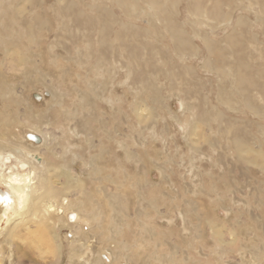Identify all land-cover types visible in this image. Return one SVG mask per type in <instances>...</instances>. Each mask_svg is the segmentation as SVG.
I'll return each mask as SVG.
<instances>
[{
	"label": "bare ground",
	"instance_id": "6f19581e",
	"mask_svg": "<svg viewBox=\"0 0 264 264\" xmlns=\"http://www.w3.org/2000/svg\"><path fill=\"white\" fill-rule=\"evenodd\" d=\"M43 3V0H0V69L12 72L13 67L22 68L21 77L26 86L31 88L33 82H38L48 74H56L58 80L79 78L78 74L74 76L67 65L82 69L88 64L90 68L85 75L98 78L101 87L96 96L103 102V81L111 77L108 70H103V65H109L113 61L125 70L124 78L131 82L137 92L132 99L137 100L138 94L144 93L152 107L160 108L165 104L159 87L153 85V80L158 78L168 85V92L173 95L176 91L180 95V98H175L182 107V114L187 113L188 117L184 121L173 116L170 119L180 126L189 150L196 151L195 147L200 142L209 144L212 150L216 147L215 143L212 144L208 139L206 142L198 134L199 127H210L212 124L220 140L226 143L227 150L234 155L237 164H250L264 171L263 154L255 152L251 147L253 139L249 129L252 130L253 127L248 121L242 123V120L225 118L217 108L214 109L207 102L201 92L206 83L201 84L196 67L191 64L199 60V51L204 50L205 58L200 69L214 74L217 78L215 101L231 112L242 109L264 120V0H56L57 5L50 8L54 12L51 17L46 15ZM56 17L63 20L62 29H59L57 22L55 28H52L53 18ZM254 29L259 32L250 34ZM49 32L54 33L52 40L43 48L39 42L46 39ZM217 32L224 33L219 41L214 39ZM256 34L262 37L261 42L256 40ZM57 49L63 55L52 53ZM43 51L50 62H53V58H61V61L57 58L52 63L53 66L66 67L58 68L56 73L36 69L37 64L44 65ZM120 59L125 63L121 64ZM4 60L12 63L4 65ZM93 60H96L94 64L91 63ZM3 72L0 71V98L9 104L8 108H12L8 112L4 109L0 115V123H3L6 133L0 136V255L7 253L5 249L8 248L16 257L17 250L12 240L15 230L20 226L32 235V240L37 244L35 248L39 249L35 250L39 257L52 255L55 260L51 264H57L56 261L60 260L64 252H61L60 240L57 241L56 228L64 220L63 227L69 228L71 233L69 239H64L67 241L66 264H79L80 261L83 264H121L127 258L133 264H144L135 252L141 246L143 248V243L149 244L148 238L141 234L146 230L142 231L144 228L141 225L140 232L133 237L130 245L125 244L129 237L126 235L122 243L102 240L103 229L108 227L98 221L102 209L92 194L85 191L92 189L86 187L87 183L83 178L72 173L65 164V158L54 163L53 159L58 158L52 151L54 147L51 149L45 143V135L39 130L49 121L48 114L53 111L57 110L58 118L69 115L71 119H75L77 112L65 107L61 111L63 102L57 92L53 91L48 94L50 99L46 104L47 110L32 111L20 99L13 84L9 83L11 76L7 77L8 74L4 75ZM174 83H179V86H174ZM78 91L75 88L70 98L75 97L79 105L85 104L83 107H86L90 99L85 93L76 98ZM134 100L132 106L136 110L138 106ZM141 105L139 119L147 110V105ZM89 113L91 112H80L73 130L75 139H82L88 132L90 122L96 120L88 117ZM18 116H23L22 121L28 123L23 125L24 129H28L23 139L13 134V129L21 122ZM138 118L134 119L139 122ZM150 118L151 116L141 119L146 122ZM97 122L100 129H103L101 121L97 119ZM253 126L256 134L263 136L262 126ZM68 130L71 131L70 128ZM150 135L155 136L154 130H151ZM11 137H15L17 142H11ZM8 148L11 150L8 151ZM122 152L129 157L128 152ZM86 155L87 158L79 162L85 164L87 172L100 174L102 168L97 164L103 156L102 143L97 153ZM64 156L63 152L59 158ZM79 158L81 159L79 156L77 161ZM51 171L56 173L57 179L70 175L72 181L68 182L66 190H70L69 194L79 191L78 197L60 200V194L64 190L50 186L48 179ZM164 180L162 177L161 184ZM147 192L152 195L156 190ZM110 195V202L106 205L108 208L118 202L114 194ZM154 204H167L170 207L164 197L160 198L159 203L154 201ZM161 218L170 220L168 217ZM134 219L138 223V219ZM127 228L129 232L132 227ZM214 234V238L222 236L217 228ZM216 242L223 243V240L220 238ZM110 244L113 246L108 247ZM155 244L160 246L157 240ZM257 249L258 247H250L249 250L247 246L241 247L239 255L244 256L246 254L243 252H247L251 256L250 264L264 263L263 253H259ZM10 252L4 254L5 260L12 259L14 254H9ZM229 252L232 251L217 255L218 261L224 263ZM25 254L23 252L22 256ZM184 257L185 254L179 255V264H185ZM167 258L169 262L176 264V260L167 255L154 257L159 264H164ZM0 264L4 262L1 261Z\"/></svg>",
	"mask_w": 264,
	"mask_h": 264
},
{
	"label": "rangeland",
	"instance_id": "374dc122",
	"mask_svg": "<svg viewBox=\"0 0 264 264\" xmlns=\"http://www.w3.org/2000/svg\"><path fill=\"white\" fill-rule=\"evenodd\" d=\"M43 2L47 11L46 15L51 17L54 12L50 8L57 5L56 0H43ZM115 13L118 14V11L115 10ZM249 16L251 17V15ZM62 21L60 17L53 18L52 28H55L57 22L59 29H62ZM253 32L259 31L254 29L250 31V34ZM53 34L51 32L46 34V39L39 42L41 47L45 48L49 44ZM256 35V40L261 42L262 37ZM222 36H224L223 32H217V37L214 39L219 41ZM52 53L57 56L63 55L60 49L54 50ZM204 53V50H200L199 60L191 63L196 67L201 84L206 83L205 88H202L201 91L203 97L225 118L242 120V123L248 121L253 127L252 130L249 129L253 139L251 147L255 152L264 156V134L263 136L256 134L255 126H253L258 124L264 129V120L252 116L242 109H238L235 113L231 112L215 101L214 90L218 82L217 78L214 74L200 69L205 58ZM57 58L61 61L60 57H56L53 58V62ZM43 59L44 65L37 64L36 69L56 73L58 68L66 67L53 66V62H50L45 52ZM95 61L93 60L91 63L94 64ZM120 62L121 64L125 63L122 59ZM11 63L8 60L3 62L4 65ZM67 68L74 76L78 74L79 78L69 77L66 80H58L56 74L52 76L48 74L49 76L44 75V78L39 79L38 82H33L31 88L26 86L25 80L21 77L22 68L13 67L14 72H7L4 68H1L0 71L4 70V75L11 76L8 79L9 83L13 84L20 99L26 106L29 105L28 107H31L32 111L47 110L46 104L50 99L48 94L53 91L57 92L56 94L63 102L61 111L65 107L77 112L75 119H71L69 115L66 117L61 115L58 118L57 110L53 111L48 114L49 121L43 124L39 130L45 135V143L51 149L54 147L52 151L58 157L53 159L54 163L65 158V164L69 166L72 173L78 178H83L82 180L87 183L86 187L92 189L85 191L92 194L102 209L98 221L108 227L103 229L102 240L108 239L122 243L126 235L129 237L125 244L130 245L133 237L140 232L142 225L144 228L142 231L146 230V233L141 232V234L148 238L149 244L143 243V248L141 246L135 253L139 254L144 264H159L154 257L160 254L174 258L176 264H179L180 254L186 255L184 257L185 264H250L251 256L247 252H243L246 254L244 256L239 255L241 247L246 246L248 250L250 247H258L257 251L263 253L264 256V171L250 164H237L233 158L234 155L227 150L226 143L220 140L215 132V126L212 124L210 127H199L198 134L204 137L206 142L208 139L212 144L215 143L216 147L212 150L208 146L209 144L200 142L195 147L196 151L189 150L183 140L180 126L170 119V116H173L184 121L188 114H182V107L176 99L180 98L178 92L174 91L172 95L166 90L168 85L162 80L155 78L153 85L159 87L160 96L165 105L160 108L152 107L144 93L138 94L137 100L132 99L137 94L134 86L124 78L125 70L112 61L109 65H103V70H108L111 77L110 79L103 77L105 80L103 81V102H101L96 96L101 87L98 78L93 75L87 77L85 75L90 65L87 64L82 69L67 65ZM30 78L34 79L32 76ZM174 86H179V83H174ZM75 88L79 90L76 93V98L85 93L90 99L89 105L83 107L85 104L79 105L75 97L70 98ZM73 95L75 96L74 93ZM133 100L138 106L136 110V107L132 106ZM140 102L147 105L145 115L141 118L151 116L146 122L138 118L142 108ZM257 102L260 103L258 99ZM8 105L4 100H0V115L3 114L4 109L7 112L11 110L12 107L8 108ZM130 106L133 108L130 109ZM6 108L8 109L6 110ZM80 112L84 114L91 112L88 117L96 120L90 122L88 132L82 136V139H75L73 130ZM15 114L13 111V115ZM19 117L21 122L13 129V134L19 136V139H23L28 132V129H24L23 125L26 126L28 123L22 121L23 116ZM135 117L139 122L134 119ZM97 119L103 124V129H100ZM2 124L0 123V136L6 135ZM145 127H148V130H145ZM151 130H154L155 136L150 135ZM10 140L13 143L17 142L15 137H11ZM57 143L60 146L56 145ZM100 143H102L103 156L96 164L101 166L102 170L100 174H93L90 171L87 172L85 164H81L79 160H85L86 154L97 153ZM78 146L82 148H78ZM10 150L8 148V151ZM123 150L128 152L129 157L125 156ZM63 152L65 156L59 158ZM79 156L81 159L79 158L77 161ZM53 171L50 172L51 177L48 181L52 188L64 190L60 194V200L62 198L72 200L78 197L79 191L69 194L70 190H66L72 177L65 175L62 179H57L56 173H52ZM162 177L165 180L161 184ZM147 190H154V192L156 190V192L149 195ZM109 193L114 194L113 196L118 200L116 204L111 205L112 208L106 206L110 202L109 196L111 195ZM162 197L170 207L167 204L161 206L154 204V201L159 203ZM152 199L153 202L150 201ZM161 217H168L170 220ZM134 218L138 219V223ZM62 221L61 224H57L56 235L57 241L60 240L61 252L64 253L60 256V260L56 261L57 264L67 263V241L64 239H69L71 236L69 228H64V220ZM127 226L132 227L129 232H127ZM17 228L19 231L15 230L17 234H14L12 244L17 250L16 254H20L18 256L21 258L18 259L17 255L15 257V254L5 247L7 253L14 254L12 255L14 258L5 260L3 256L7 253H4L3 256L0 255V262L19 264L24 261L25 263L21 264H51L52 260H55L52 255L39 257L38 251H35L39 249L35 248L37 244L32 240V235L26 232V228L20 226ZM138 228L139 230H137ZM215 228L222 234L221 237L214 238ZM40 238L43 239V237ZM220 238L223 243L216 242ZM155 240L160 246L155 244ZM104 242L110 243L111 241ZM112 246L113 244L108 245V247ZM229 250L232 251L229 252V257L224 259V263H220L217 255ZM23 252L26 253V259L24 255L22 256ZM105 253L102 256L106 261ZM241 257L242 259H239ZM168 259L164 264H172ZM253 260L255 261V259ZM260 263L258 262V264ZM79 264H83L82 261ZM121 264H133V262L127 258Z\"/></svg>",
	"mask_w": 264,
	"mask_h": 264
}]
</instances>
